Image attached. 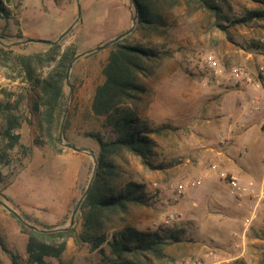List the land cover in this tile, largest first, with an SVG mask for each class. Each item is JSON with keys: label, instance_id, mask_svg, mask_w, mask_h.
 I'll list each match as a JSON object with an SVG mask.
<instances>
[{"label": "rangeland", "instance_id": "374dc122", "mask_svg": "<svg viewBox=\"0 0 264 264\" xmlns=\"http://www.w3.org/2000/svg\"><path fill=\"white\" fill-rule=\"evenodd\" d=\"M7 3L12 10L11 20L18 19L23 35L33 40L24 42L25 45L17 48L19 51L43 50L44 45L38 40L55 41L72 25L61 38L62 45L73 44L77 50L65 88L68 140H62L86 151H75L60 141L63 146L60 153L36 144L34 114L27 105H21L26 120L17 132L21 134L20 142L28 149L15 148L11 163L1 172L3 183H8L4 192L40 221L56 224L64 208L70 218L82 186L92 176L94 159L90 153L94 154L98 144L84 132L104 131L100 127L101 119L90 117L89 103L95 85L103 80L101 67L108 48L106 45L93 49L132 26L133 5L131 0H8ZM163 5L164 24L158 30L149 32L139 28L121 40L147 45L158 53L153 73L140 77L138 83L143 91L130 106L150 127L165 125L160 132L150 134L156 143L149 157L150 165L128 154L119 159L122 178L143 184L147 200L145 205L132 206L127 220L143 230H156L160 225L170 226L174 222L185 225V240L167 246V257L156 260V264H178L185 259L199 264H258L264 250V192L258 200L254 194L246 196L238 209L235 199L227 193L226 182L232 174L217 173L213 179L207 178L211 174L203 166V150L208 144H217L219 131L230 120L228 115H222L221 119L213 117L216 120L207 122V116L218 110L223 86L238 85L231 77V68L239 66L246 74L256 75L258 63L264 61V44L260 42L264 40V18L252 16L247 21H236L252 11L264 10V0H225L219 21L187 0H176L174 6L166 1ZM5 22L1 19L0 27ZM257 40L262 43L260 50L251 49ZM89 49L93 51L82 54ZM211 58L221 69L216 76L207 67ZM19 86L21 83L0 75V99L2 88L18 90ZM237 93L242 96L241 90ZM260 155L264 159V150ZM197 178L201 183L192 184ZM240 181L258 186L254 179ZM179 184L184 185L182 192L178 191ZM67 194L70 199L63 207ZM222 203L236 214L224 211ZM239 214L245 223L242 230L229 222ZM65 224H69V219ZM19 228L16 219L0 204V233L6 236L8 247L24 254L26 235ZM234 230L243 232L237 252L225 242L228 238L232 243ZM234 253L239 255L235 258ZM0 257L9 263L2 250ZM96 260L95 251L69 239L61 259H52L51 263L94 264Z\"/></svg>", "mask_w": 264, "mask_h": 264}, {"label": "trees", "instance_id": "16d2710c", "mask_svg": "<svg viewBox=\"0 0 264 264\" xmlns=\"http://www.w3.org/2000/svg\"><path fill=\"white\" fill-rule=\"evenodd\" d=\"M166 1L170 6L176 2L131 0L133 15L136 16V25L131 32L139 28L149 32L158 30L164 24L161 8ZM224 1L187 0V3H193L195 8L204 10L219 21ZM7 2L0 0V20L6 21L0 27V75L21 83V86L18 90L1 89L0 200L9 202L7 204L22 218L17 219L9 211L19 224L20 232L26 235V244L24 254L12 250L6 236L0 233V250L9 259L7 263L0 257V264H52V259H61L69 239L86 244L90 251H95L97 260L94 264H156V260L167 257V246L185 240L186 227L183 223L174 222L170 226L160 225L156 230H143L128 222L131 207L145 205L147 200L143 184L122 178L119 159L128 154L136 156L142 164L150 165L149 157L156 145L150 134L165 127L164 123L150 127L130 106L138 101L143 91L138 83L140 77L153 73L158 53L147 45L121 41L124 36L106 46L108 54L101 67L103 80L95 85L89 103L90 117L100 118V127L104 131L84 132L98 144L93 151L95 170L91 174L90 189L83 196L71 226L65 224L67 219L70 220L68 213L56 224L44 223L4 192L8 183H3L1 172L11 163V153L15 148L28 149L20 142L21 134L17 132L22 121L26 120L21 105H27L34 114L38 132L34 142L44 144L56 153L62 151L58 136L66 109V68L68 62L76 58L77 50L73 44L62 45L60 39L56 43H43V50L19 51L17 48L25 45L26 39L33 40L23 35L18 19L11 20L12 10ZM252 16L264 18V10L252 11L236 21H247ZM217 25L225 29L222 23ZM260 42L252 43L251 49L260 50ZM70 86L73 89L72 82ZM68 123V118H65L64 140H68L65 135ZM89 182L90 178L82 186L81 194ZM28 223L38 229H31ZM60 226L64 227L58 229ZM258 264H264V250Z\"/></svg>", "mask_w": 264, "mask_h": 264}, {"label": "crops", "instance_id": "0c3cea01", "mask_svg": "<svg viewBox=\"0 0 264 264\" xmlns=\"http://www.w3.org/2000/svg\"><path fill=\"white\" fill-rule=\"evenodd\" d=\"M262 57L263 55L260 58ZM258 67H264V61L261 64L258 63ZM243 79L244 82L242 84H226L223 86L220 93L222 99L217 104L218 110L207 116V122L216 120L213 117L221 119L222 115H228L230 120L224 125V130L219 131L217 144H208L203 150L205 158L203 166L210 169L208 175H211L207 177L209 179H213L212 177L217 175V173L230 172L242 181L254 179L259 184V181L264 177V159L260 155V152L264 150V89H253V82L256 79L255 72L247 73ZM240 90L242 91L241 97L237 93ZM253 98H255L254 102H252ZM229 126L232 131H228ZM212 164L217 166L216 169H211L210 166ZM217 184L220 186L221 182H217ZM222 186L224 187L225 184L223 183ZM69 199L70 195L67 194L63 207H66ZM244 202L246 201L244 200ZM222 206L225 211L226 207L224 206L226 204L222 203ZM226 210L234 213V215L236 214L233 209L227 208ZM65 211L66 209L64 208L62 216ZM229 222L233 227H240V230L245 227L243 216L240 214L233 217ZM225 242L229 244V248L235 250L232 243H229L228 238L225 239ZM235 252L237 251L235 250ZM238 255L234 253L233 256L236 258Z\"/></svg>", "mask_w": 264, "mask_h": 264}, {"label": "built area", "instance_id": "2783aa9c", "mask_svg": "<svg viewBox=\"0 0 264 264\" xmlns=\"http://www.w3.org/2000/svg\"><path fill=\"white\" fill-rule=\"evenodd\" d=\"M261 42L264 44L263 39H261ZM207 67L211 70V74L214 76L218 75L221 72V69L218 67L217 61L215 59L212 58L209 59L207 61ZM245 75H246L245 71L239 66H233L231 68V77L234 79L235 84H242L244 82L243 78H245ZM255 76L256 79L253 82L254 84L253 89L255 90L264 89V67H260ZM215 81L218 82L219 80L216 78ZM254 101L255 98L252 99V102ZM228 131H232V128H230V126L228 127ZM210 167L211 169H216L217 166L215 164H212ZM221 175L226 176V173L222 172ZM198 183H201L200 178L194 179L192 181V184H198ZM226 187H227V193L230 195L231 198L235 199L236 205L238 207H242L243 199L250 194H254L255 197H257V200L263 197L264 177L257 186L253 182L243 183L238 179L236 175H231V177L226 182ZM183 188L184 185L181 184L178 185L179 192H182ZM255 189H258V191ZM171 217L172 216L170 215L168 218H166L165 222L169 223ZM242 234L243 232H238L236 230H234L231 234L233 238L232 246L235 249L241 247ZM178 264H199V263L198 261L193 259H185L184 261Z\"/></svg>", "mask_w": 264, "mask_h": 264}, {"label": "water", "instance_id": "95a60500", "mask_svg": "<svg viewBox=\"0 0 264 264\" xmlns=\"http://www.w3.org/2000/svg\"><path fill=\"white\" fill-rule=\"evenodd\" d=\"M80 6H81L80 3H78V6H77V15H78V16L80 15ZM135 24H136V16L133 15V16H132V26H130V27H128L127 29H125L124 31L120 32L119 34H117V35H116L114 38H112L111 40H110V39L107 40L106 42H104V44H100V45L96 46L93 50H95V49H99V48H102V47H104V46H106V45H108V44H113L114 42H116L117 40H119L122 36H124L125 34H127L128 32L130 33L131 30H132V28H133V26H135ZM71 26H72V25H70V26H69V27H68V28H67L62 34H60V36L58 37V39L55 40V41H54V40H53V41H52V40H45V39H40V40H38V41H39V42H42V43H52V42L56 43V42L60 41V39H61V38H62V37L68 32V30L71 28ZM29 40H30V39H26L25 42H26V41H29ZM89 50H91V49H89ZM89 50L82 52V54L88 52ZM74 60H75V58H74L73 60H70V62H68V64H67V68H66V81L69 80V73H70L71 65H72V63L74 62ZM66 111H67V107H66V109H65L64 117L66 116ZM64 117L62 118V123H61V127H60V134H59V136H58V141H60L61 143H63L64 145H66L67 147H70L71 149H73V150H75V151H78V152L86 151V150H84V149H82V148H80V147H76V146L70 144V142H63V140H62V127H63V120H64ZM93 155H94V154H91V153H90V156L94 159ZM94 170H95V161H94V165H93V171H94ZM91 179H92V176H91V178H90V182L87 184L86 189H85L84 192H82V194L80 195V197H79V199H78V201H77V203H76V205H75L73 211H71V215H70V220H69V224H68V226H71V225L73 224V222H74V216H75L76 211H78V208H79L80 202H81L83 196L85 195V193H87V192L89 191V189H90ZM0 203H1V204H2V205H3L8 211L12 212V213L14 214V216H15L17 219H19V220L22 219V218H21L16 212L13 211V208H11L7 203H5V202L2 201V200H0ZM27 225H28L29 227H31V229H38V227H37L36 225H32L31 223H28ZM62 227H64V226H60V227H58V229H60V228H62Z\"/></svg>", "mask_w": 264, "mask_h": 264}]
</instances>
